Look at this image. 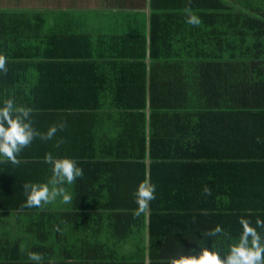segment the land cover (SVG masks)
<instances>
[{
  "label": "trees",
  "instance_id": "16d2710c",
  "mask_svg": "<svg viewBox=\"0 0 264 264\" xmlns=\"http://www.w3.org/2000/svg\"><path fill=\"white\" fill-rule=\"evenodd\" d=\"M150 6L152 59L162 60L158 66L180 62L187 69L180 74L185 78L180 82L184 86L181 91L176 93V87L168 91L172 84L167 81V88H162L166 91L148 97L151 121L157 115L166 133L165 149L161 153L153 137L150 140L149 170L205 168L227 175L224 187L203 194L197 207H187L193 217H201L214 226L220 224L226 230L227 236L211 238L212 247L226 251L229 237L237 236L240 231V216H247L253 222L257 216L264 218V172L261 171H264V0H150ZM185 7L199 14V25L185 22ZM172 19L169 30L165 26ZM132 38L144 45L148 42L146 35ZM2 46L0 43V53L6 57H20L25 61L23 57L36 56L42 60H37L31 75L25 66L12 69L6 61L7 71L0 72V100L11 95L18 103L31 105L33 126L43 133L50 125H57V131L51 139L35 137L19 154V164L0 161V264H102V261L89 263L90 260L80 258L87 254L83 250H91L90 242H79L81 252L75 254L73 247L77 250L78 243L61 241L58 228L54 229L57 225H52L53 221L63 223L79 214L87 215L84 214L89 211L86 203L65 204L64 208L57 199L42 208L21 206L25 199L23 182L44 180L50 175V166L44 161L46 152L77 157L75 153H68L71 141L66 142L64 134L81 119L79 115L97 109L102 98L98 96V84L91 73L98 69L93 70L84 62L88 57L84 53L75 54L71 63L68 54L58 55L52 50L41 48L23 53L24 50L17 49L15 54L7 55L9 50ZM180 72L178 69L177 73ZM137 100L134 96L117 98L118 109L125 106L128 110L127 105L142 104ZM203 122L205 125H200ZM61 123L63 128L58 126ZM156 124L157 121L154 127ZM197 147L205 155H196L199 154ZM169 150L181 154L171 155ZM110 153L118 156L110 162L115 168L141 171L147 168L143 155L134 160L115 148ZM187 153L193 155L187 156ZM183 157L186 160H179ZM76 161L81 168H87L86 159ZM175 197L166 189H155V198L149 201L150 226L158 218H170L185 210V207H175ZM132 200L128 214L118 215L122 210L115 206H101V210L113 211L119 218H130L135 225L143 223L147 214L144 211L139 216L133 215L137 205L135 198ZM8 218L15 219V223L7 221ZM158 233L151 227L149 264H171L172 257L160 253L164 242L157 239ZM189 243L196 252L205 240ZM139 248L134 255L109 257V264H147L146 242H141ZM30 252L40 254L41 260H29Z\"/></svg>",
  "mask_w": 264,
  "mask_h": 264
},
{
  "label": "crops",
  "instance_id": "0c3cea01",
  "mask_svg": "<svg viewBox=\"0 0 264 264\" xmlns=\"http://www.w3.org/2000/svg\"><path fill=\"white\" fill-rule=\"evenodd\" d=\"M151 13L150 0H0V43L9 50L7 55L15 54L17 49L31 53L42 48L58 55L68 54L72 63L75 54L84 53L88 56L84 62L93 70L98 69L96 73H91L98 84V96L102 98L97 109L78 114L81 119L78 118L79 121L70 126L71 131L64 134L65 141H71L68 153H75L79 162L83 159L89 161L87 168H82V176L74 181L76 186L69 187L73 199L67 205L86 203L89 211H84L85 216L79 214L63 223L52 222V225H57L54 229L58 228L61 241L78 243L75 245L79 248L75 250L73 247V253L80 254L79 242H90L91 250H83L87 254L80 257L90 260L89 263L102 261V264H109L111 256L134 255L136 250H140L141 242H146V262L149 264L151 227L158 230L160 236L157 239L164 242L161 254L174 257L178 253H195L189 242L202 240L214 225L201 217H193L187 207L198 206V201L205 194V185L211 191H219L227 184V175L219 170L161 167L152 172L149 170L152 161L150 140L153 137L155 147L161 153L165 149L166 133L157 115V119L151 121L148 97L166 91L162 88H167V81L172 84L168 91L175 87L176 93L181 91L184 86L180 82L185 78L180 74L187 69L180 62L171 65L165 62V66H158L162 60L154 62L152 59L149 46ZM172 22L173 19L169 20L165 27L170 30ZM142 35H146L148 40L145 45L132 38ZM23 59L26 60L7 57L12 69L23 65L30 75L34 71L33 66L42 60L36 56ZM178 69H181L180 73H177ZM79 77L73 78L76 80ZM144 87L146 90H143ZM130 96L138 99L137 102L142 101V104L137 103L131 108L126 103L128 110L124 109L125 106L118 109L120 102L117 98ZM216 127L220 130L219 126ZM213 132H216L215 128ZM113 148L132 156L134 160L145 156L146 170L115 168L114 163L110 164L118 159L110 153ZM197 150L199 154L196 155H205L202 154L204 150L200 151L199 147ZM169 151L171 155L181 154ZM199 160L202 158L199 157ZM95 165L98 167L95 168ZM146 177L155 183L158 191L166 189L176 195L175 207H185L180 216L158 218L150 226L148 202L146 221L135 225L130 218H119L113 211L101 210V206H115L122 210L118 215L128 214L136 185ZM184 200L185 205L182 203ZM61 205L66 208L64 203ZM7 221L15 223L12 218Z\"/></svg>",
  "mask_w": 264,
  "mask_h": 264
},
{
  "label": "clouds",
  "instance_id": "9594fccd",
  "mask_svg": "<svg viewBox=\"0 0 264 264\" xmlns=\"http://www.w3.org/2000/svg\"><path fill=\"white\" fill-rule=\"evenodd\" d=\"M185 22L199 25L201 17L191 7L183 9ZM7 57L0 53V72L7 71ZM31 105L20 104L14 96L0 100V161L7 160L11 164L20 163L19 154L39 136L41 139H51L57 131V125H50L45 132H40L33 126ZM63 128V123L58 125ZM44 161L50 166V175L44 180L25 181L22 184L24 201L22 207L42 208L57 199L61 203L70 204L73 195L71 186L83 171L77 161L71 156H56L51 152L44 154ZM155 183L146 177L138 182L134 191L137 207L133 215L139 216L148 207V202L155 198ZM205 194H210V188L203 187ZM240 231L237 236L229 237L227 250L211 246V238L218 239L227 236L226 230L216 224L204 234L205 244L195 253H178L171 258V264H264V218L257 216L253 222L247 216L238 218ZM28 259L39 262L40 254L28 253Z\"/></svg>",
  "mask_w": 264,
  "mask_h": 264
}]
</instances>
